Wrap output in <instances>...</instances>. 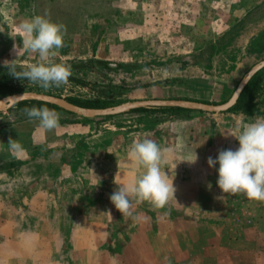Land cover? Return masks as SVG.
Segmentation results:
<instances>
[{"label":"rangeland","instance_id":"1","mask_svg":"<svg viewBox=\"0 0 264 264\" xmlns=\"http://www.w3.org/2000/svg\"><path fill=\"white\" fill-rule=\"evenodd\" d=\"M45 14L66 26L55 60L81 83L45 90L16 78L17 93L99 99L106 107L151 99L219 105L264 60V0H0V74L5 60L25 69L38 62L19 25ZM250 78L257 86L251 117L54 110L59 127L49 131L11 109L14 102L1 105L0 264H264V202L223 194L219 165L207 164L218 150L238 149L237 129L264 117V67ZM144 138L163 150L175 199L160 209L133 200L132 215L122 217L109 197L141 171L127 152Z\"/></svg>","mask_w":264,"mask_h":264},{"label":"clouds","instance_id":"2","mask_svg":"<svg viewBox=\"0 0 264 264\" xmlns=\"http://www.w3.org/2000/svg\"><path fill=\"white\" fill-rule=\"evenodd\" d=\"M19 29L25 34V51L38 54L39 60L21 71H17L15 59L5 60L3 64L8 73L17 79L38 84L45 90L67 83L71 67L55 60L64 44L66 26L53 22L45 14L24 20ZM13 47L17 52L18 47ZM24 112L30 119L38 120L45 130L59 127L60 115L52 109L31 107L25 108ZM237 132L234 138L238 141V149L218 150L215 159L207 158V164L210 168L219 165L216 184L223 194H242L249 200L264 202V117H256ZM8 143L13 149L20 148L11 138ZM127 158L129 166L141 171L127 183L116 184L117 188L109 197L122 217L132 215L133 200L137 203L147 201L160 209L175 199L173 176L166 174L162 168L164 152L154 140L144 138L135 141L128 149ZM197 159L194 152L192 159L186 162L194 164ZM207 188L211 189V183L207 184Z\"/></svg>","mask_w":264,"mask_h":264},{"label":"water","instance_id":"3","mask_svg":"<svg viewBox=\"0 0 264 264\" xmlns=\"http://www.w3.org/2000/svg\"><path fill=\"white\" fill-rule=\"evenodd\" d=\"M264 67V60L254 64L246 74L239 80L229 98L219 105H209L196 101L187 100H138L124 102L116 106L106 107L102 109H82L66 102L62 98H58L48 94L35 93V92H21L2 97L0 104L5 105L9 102H19L23 100L45 102L56 106L57 108L82 117H98V116H113L130 110L138 108H158V107H176L185 110H194L207 113H221L227 111L238 98L240 92L247 84L250 77L259 69Z\"/></svg>","mask_w":264,"mask_h":264},{"label":"trees","instance_id":"4","mask_svg":"<svg viewBox=\"0 0 264 264\" xmlns=\"http://www.w3.org/2000/svg\"><path fill=\"white\" fill-rule=\"evenodd\" d=\"M101 66H107L108 64L105 62L97 61ZM25 68H17V71H21ZM16 78L10 75L7 72L0 74V98L15 94L19 92L16 87L13 86L12 82ZM68 80L75 81L77 83H81L80 80L70 78ZM257 93V86L252 85L251 78L248 80L247 84L244 86L242 91L240 92L238 98L236 99L233 106H231L227 111H238L243 113L246 116H254L257 113V106L254 102L255 95ZM64 100L74 106H77L82 109H102L108 106L109 104L105 103L103 100L99 99H86V100H76L71 98H64ZM206 104V103H204ZM11 109L24 112L25 108L31 107H47L52 110H59L65 112L54 105L38 102V101H30L23 100L16 103H13ZM177 111H186L185 109L176 108V107H158V108H138L134 110H130L128 112H144V113H156V112H177ZM68 113V112H65Z\"/></svg>","mask_w":264,"mask_h":264},{"label":"crops","instance_id":"5","mask_svg":"<svg viewBox=\"0 0 264 264\" xmlns=\"http://www.w3.org/2000/svg\"><path fill=\"white\" fill-rule=\"evenodd\" d=\"M103 47H104V48L111 49V51L114 52V53L118 50V46H112V47H114V48H111V47H109V46H103ZM77 51H81V49H78Z\"/></svg>","mask_w":264,"mask_h":264},{"label":"bare ground","instance_id":"6","mask_svg":"<svg viewBox=\"0 0 264 264\" xmlns=\"http://www.w3.org/2000/svg\"><path fill=\"white\" fill-rule=\"evenodd\" d=\"M2 104H0V106H1Z\"/></svg>","mask_w":264,"mask_h":264}]
</instances>
